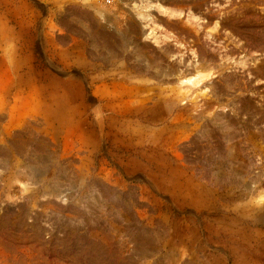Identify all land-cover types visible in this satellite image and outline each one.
<instances>
[{"label":"rangeland","instance_id":"obj_1","mask_svg":"<svg viewBox=\"0 0 264 264\" xmlns=\"http://www.w3.org/2000/svg\"><path fill=\"white\" fill-rule=\"evenodd\" d=\"M0 264H264V0H0Z\"/></svg>","mask_w":264,"mask_h":264},{"label":"built area","instance_id":"obj_2","mask_svg":"<svg viewBox=\"0 0 264 264\" xmlns=\"http://www.w3.org/2000/svg\"><path fill=\"white\" fill-rule=\"evenodd\" d=\"M107 2H110L111 0H106Z\"/></svg>","mask_w":264,"mask_h":264},{"label":"crops","instance_id":"obj_3","mask_svg":"<svg viewBox=\"0 0 264 264\" xmlns=\"http://www.w3.org/2000/svg\"><path fill=\"white\" fill-rule=\"evenodd\" d=\"M78 1H81V0H78Z\"/></svg>","mask_w":264,"mask_h":264}]
</instances>
